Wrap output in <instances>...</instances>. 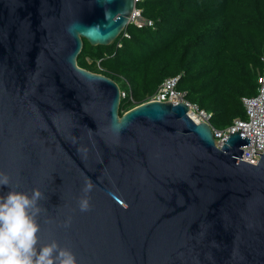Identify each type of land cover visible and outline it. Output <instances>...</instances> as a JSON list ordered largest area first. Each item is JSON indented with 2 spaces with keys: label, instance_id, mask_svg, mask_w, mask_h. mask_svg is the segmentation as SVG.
Masks as SVG:
<instances>
[{
  "label": "water",
  "instance_id": "95a60500",
  "mask_svg": "<svg viewBox=\"0 0 264 264\" xmlns=\"http://www.w3.org/2000/svg\"><path fill=\"white\" fill-rule=\"evenodd\" d=\"M133 8L0 0V173L42 192L40 244L78 264H264V152L244 160L240 131L217 145L184 102L120 115L119 85L78 66L83 39L110 44Z\"/></svg>",
  "mask_w": 264,
  "mask_h": 264
},
{
  "label": "trees",
  "instance_id": "16d2710c",
  "mask_svg": "<svg viewBox=\"0 0 264 264\" xmlns=\"http://www.w3.org/2000/svg\"><path fill=\"white\" fill-rule=\"evenodd\" d=\"M137 7L153 25L129 24L108 45L83 39L77 59L130 93L119 114L178 76L177 89L211 114L213 128L244 119L241 98L257 93L264 70V0H142Z\"/></svg>",
  "mask_w": 264,
  "mask_h": 264
},
{
  "label": "clouds",
  "instance_id": "9594fccd",
  "mask_svg": "<svg viewBox=\"0 0 264 264\" xmlns=\"http://www.w3.org/2000/svg\"><path fill=\"white\" fill-rule=\"evenodd\" d=\"M0 186L10 188L0 196V264H78L71 249L61 247L57 241L40 244L37 218L41 212V191L36 188L29 194L13 190L9 177L3 173ZM91 190L92 184L86 182L84 195L78 200L81 212L90 210ZM65 223L68 226L70 220Z\"/></svg>",
  "mask_w": 264,
  "mask_h": 264
},
{
  "label": "built area",
  "instance_id": "2783aa9c",
  "mask_svg": "<svg viewBox=\"0 0 264 264\" xmlns=\"http://www.w3.org/2000/svg\"><path fill=\"white\" fill-rule=\"evenodd\" d=\"M140 1L142 0H134V8L129 17V24H133L137 28L151 26L153 25L152 20L145 18L142 14V9L137 7ZM124 35H127L125 31ZM178 79V76L165 78L156 90L148 95L142 103L147 101L184 102L188 104L192 112L191 116L197 122H207L210 125L209 119L211 114L199 109L197 105L191 104L185 99V93L176 87ZM119 97L122 100L131 96L129 92L120 89ZM241 100L246 114L244 119H235L232 125L223 130H217L211 125L210 127L215 138V143L219 146L228 137V134L234 131H240L242 137L250 138L249 145L241 147L243 150L242 158L250 163H256L264 152V70L258 77L257 93L253 96L242 97Z\"/></svg>",
  "mask_w": 264,
  "mask_h": 264
}]
</instances>
